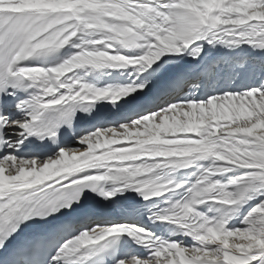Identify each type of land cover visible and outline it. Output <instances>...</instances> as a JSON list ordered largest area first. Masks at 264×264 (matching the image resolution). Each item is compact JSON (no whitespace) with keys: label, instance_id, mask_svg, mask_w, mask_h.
I'll return each mask as SVG.
<instances>
[{"label":"snow or ice","instance_id":"obj_1","mask_svg":"<svg viewBox=\"0 0 264 264\" xmlns=\"http://www.w3.org/2000/svg\"><path fill=\"white\" fill-rule=\"evenodd\" d=\"M0 264H264V0H0Z\"/></svg>","mask_w":264,"mask_h":264}]
</instances>
